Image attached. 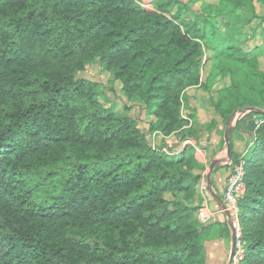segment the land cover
<instances>
[{"label":"trees","instance_id":"obj_1","mask_svg":"<svg viewBox=\"0 0 264 264\" xmlns=\"http://www.w3.org/2000/svg\"><path fill=\"white\" fill-rule=\"evenodd\" d=\"M145 1L0 0V264L205 263L196 148H154L79 75L95 63L164 136L195 135L182 114L192 87L225 123L258 109L235 129L255 135L240 200L244 264H264V41L245 48L240 23L223 17L254 0L205 2L212 11L193 18L182 0ZM230 157H242L232 141Z\"/></svg>","mask_w":264,"mask_h":264},{"label":"crops","instance_id":"obj_2","mask_svg":"<svg viewBox=\"0 0 264 264\" xmlns=\"http://www.w3.org/2000/svg\"><path fill=\"white\" fill-rule=\"evenodd\" d=\"M117 83L120 85L118 81ZM199 91L200 88L192 87L189 88L186 93V95L189 96L188 101L191 105L192 112L196 115L193 117L195 122L193 123V126L199 132L195 133V135L189 136L190 143L181 140L177 134L168 138L167 142L170 144L172 143V148L179 151L185 148L188 144H192L194 147L196 146L202 167L194 169L193 173L201 174L202 177L208 172L209 166L214 159L222 160L221 164L213 171L211 177V189L209 187L207 191H203L200 186V179L197 187V200L195 201V204L198 206V208L204 203L205 200L208 201L210 207L217 208L221 207L222 203L221 201L217 200L211 192L223 200L227 179L231 169L228 163L230 161L232 163L234 162L231 160V157L229 158L227 151L226 154L224 153L225 149L222 143V131L224 130L226 123L220 115L214 112L210 99L209 102H207L205 98L200 99L196 97V93ZM128 103L134 104L136 101L134 102V99L131 98L128 100ZM132 114L133 112L131 110H126L120 115L133 117ZM255 118H257L256 121L259 120V117ZM150 120L151 116L148 115L147 122L149 123ZM212 120L215 121L214 126L208 127ZM237 122L234 124L231 134L232 149L235 154L243 156L245 153L247 154L253 146L255 135L254 132L244 126V124L242 127L235 129ZM203 225H211L204 241V264H228L233 240V234L229 224L224 221L223 217H219L218 220H210Z\"/></svg>","mask_w":264,"mask_h":264},{"label":"rangeland","instance_id":"obj_3","mask_svg":"<svg viewBox=\"0 0 264 264\" xmlns=\"http://www.w3.org/2000/svg\"><path fill=\"white\" fill-rule=\"evenodd\" d=\"M149 0H146L145 2H148ZM186 5L189 7L187 10V17L193 18L196 15L203 14L205 7V2H211V3H219V0H182ZM148 8H151V6L146 4ZM207 11H204V13H208L209 11H212L210 7H207ZM224 11L223 17L225 19H229L232 22L235 21L236 24L240 23V26H242V33L240 34V39L238 41L242 42V45L247 48L251 49L254 47L255 42H261L264 41V1L262 0H254L253 3L246 2V6H244L243 9H238L237 11H232L230 7H226ZM207 15V14H205ZM228 16V17H227ZM230 17V18H229ZM253 17V18H252ZM250 18V22L246 23L247 20ZM245 21V23H243ZM239 25V24H238ZM210 31V30H209ZM208 31L209 37L212 35ZM262 39V40H261ZM80 76L86 77L88 79H91L93 81H97L99 83V98L101 101H103L108 107H111L114 111L122 114V112L126 110H131L133 112V117L136 118L139 126L143 131L148 130L149 123L147 122V118L149 115V110L147 107H145L138 98H133L134 104H129L128 100L131 98L126 97L124 92L122 91L120 85L117 83V81H113L111 79L110 72L105 69V66L101 63H95L94 65L87 66V69L80 72ZM197 98H205L207 102H209L210 95L201 90L196 93ZM187 98L189 96L187 95ZM136 99V100H135ZM204 100V99H202ZM185 106L183 113L184 115H191L192 108L189 104V101H185ZM248 112V111H247ZM242 113L241 111H238L234 114L233 118L231 119V123L234 125L236 123V120L241 117ZM260 119V118H259ZM262 120V119H261ZM194 121V119H193ZM226 123V126L224 130L222 131V143L224 145V153L226 154L227 147L224 140V134L227 129L228 123ZM195 123V122H194ZM197 123V122H196ZM196 125V124H195ZM149 131V130H148ZM147 132V131H146ZM199 132L197 129L195 133Z\"/></svg>","mask_w":264,"mask_h":264},{"label":"built area","instance_id":"obj_4","mask_svg":"<svg viewBox=\"0 0 264 264\" xmlns=\"http://www.w3.org/2000/svg\"><path fill=\"white\" fill-rule=\"evenodd\" d=\"M184 105L182 107L183 117H186L192 126L194 121L189 116L183 113ZM259 119L257 122L260 123ZM149 130V129H148ZM147 131V138L154 148H162V151L168 154H178L180 151L172 148V143L167 142L171 136H164L160 131ZM175 135V134H174ZM190 143L189 137L184 140ZM196 148V146H195ZM246 155V153H245ZM245 155H243L239 162L228 163L230 166V173L227 179L225 193L223 196L224 207L212 208L207 200L198 208L196 217L198 222L203 225L207 221H216L219 217H223L224 221L233 225L232 234L234 235V251L230 254L228 264H244V259L247 253V242L242 235V227L240 222V200L245 196L246 183H245ZM200 186L203 191L209 188L207 173L201 177ZM228 213V214H227Z\"/></svg>","mask_w":264,"mask_h":264},{"label":"water","instance_id":"obj_5","mask_svg":"<svg viewBox=\"0 0 264 264\" xmlns=\"http://www.w3.org/2000/svg\"><path fill=\"white\" fill-rule=\"evenodd\" d=\"M253 110H258V109L254 108V107L248 108V112L253 111ZM246 113H247V112H246ZM246 113H244V114H246ZM244 114H241V117H242ZM241 117H240V118H241ZM240 118H238V119L236 120V122H237ZM233 128H234V125L229 121L228 126H227V129H226L225 134H224V140H225V144H226V147H227V152H228L229 158H230V153H231V134H232ZM221 162H222V160H220V159H214V160L211 162L210 166H209V170H208V172H207V180H208V184H209L210 189H211V186H212V179H211V177H212L213 171H214V169H215L217 166H219V165L221 164ZM211 193L214 195V197H215L217 200L221 201V203H222V204H221V207H224V201L221 200L220 197L216 196L213 192H211ZM227 214H228V213H227ZM210 223H211V222H210ZM207 224H208V223H207ZM229 226H230V228H231V231H233V225H232L231 223H229ZM234 240H235V239H234V235H233L231 254H232L233 251H234V242H235Z\"/></svg>","mask_w":264,"mask_h":264}]
</instances>
